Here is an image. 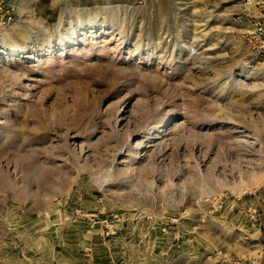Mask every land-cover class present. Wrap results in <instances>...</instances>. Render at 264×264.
Listing matches in <instances>:
<instances>
[{
  "label": "rangeland",
  "instance_id": "1",
  "mask_svg": "<svg viewBox=\"0 0 264 264\" xmlns=\"http://www.w3.org/2000/svg\"><path fill=\"white\" fill-rule=\"evenodd\" d=\"M259 202L264 0H0V264H227Z\"/></svg>",
  "mask_w": 264,
  "mask_h": 264
},
{
  "label": "crops",
  "instance_id": "2",
  "mask_svg": "<svg viewBox=\"0 0 264 264\" xmlns=\"http://www.w3.org/2000/svg\"><path fill=\"white\" fill-rule=\"evenodd\" d=\"M263 207H264V205L261 202H259V207H258V205L255 206L254 209H250L247 207L246 211L247 212H249V211L254 212L255 211L256 214L254 216L257 217L259 220V217H264ZM251 216L253 217V215H251ZM258 226H259V224H258ZM260 227H259V234L261 235L260 237H252V238L247 237V238L251 239V241H246L247 249L243 250V251H246L245 252L246 258H253V257L254 258H260L262 255H264V230H262V228H260Z\"/></svg>",
  "mask_w": 264,
  "mask_h": 264
},
{
  "label": "built area",
  "instance_id": "3",
  "mask_svg": "<svg viewBox=\"0 0 264 264\" xmlns=\"http://www.w3.org/2000/svg\"><path fill=\"white\" fill-rule=\"evenodd\" d=\"M227 264H264V255L260 258H246L245 256L238 257L237 259L229 258Z\"/></svg>",
  "mask_w": 264,
  "mask_h": 264
}]
</instances>
